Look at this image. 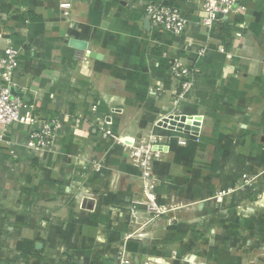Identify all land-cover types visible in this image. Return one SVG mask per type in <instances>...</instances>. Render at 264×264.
<instances>
[{
	"label": "crops",
	"instance_id": "1",
	"mask_svg": "<svg viewBox=\"0 0 264 264\" xmlns=\"http://www.w3.org/2000/svg\"><path fill=\"white\" fill-rule=\"evenodd\" d=\"M147 3L179 9L183 33L146 27ZM200 3L0 0V50L18 49L25 97L0 146V264H115L122 250L131 264H264V0L211 28ZM175 58L199 72L174 106ZM33 117L58 118L50 148L28 147ZM149 129L170 138L153 165L161 201L188 202L129 238L138 171L123 146Z\"/></svg>",
	"mask_w": 264,
	"mask_h": 264
},
{
	"label": "built area",
	"instance_id": "2",
	"mask_svg": "<svg viewBox=\"0 0 264 264\" xmlns=\"http://www.w3.org/2000/svg\"><path fill=\"white\" fill-rule=\"evenodd\" d=\"M241 2L242 0H201V25L211 28L216 19V14L223 17L231 12H239ZM65 6L63 5V8ZM144 15L154 29L167 31L172 35H181L187 26L182 12L173 6L147 3ZM234 34L239 36V32H234ZM199 55L202 56L203 51ZM76 57L79 59L80 55H76ZM18 64V49L8 46L0 50V78L5 81L4 84L0 85V146L3 147L11 144V140L7 139V134L12 126L21 121V114L25 105L22 97L11 93V88L19 89L12 80L13 75L17 72ZM170 70L177 83L176 94L171 99L172 105L175 106L187 98L199 69L197 66H187L181 59L175 58L170 63ZM30 124L28 147L35 151L50 148L57 132L58 118L41 119L33 117ZM164 142H166L164 135L149 129L139 142L124 144L123 146V151L129 161L138 171V195L129 206L127 221L136 229L133 233L128 234L129 238L143 237L145 228L155 226L163 215L173 211L178 205L177 201L172 199L167 203L161 201L163 195L158 194L159 183L153 177V165L160 159V146L158 144ZM178 143L184 144L185 142L180 139ZM91 163L92 167H99V163L95 159H91ZM256 178L254 176L247 177L243 183L251 184ZM243 183L242 181L239 183V188H242ZM180 203L182 202L180 201ZM174 219L171 215L168 221L172 222ZM115 264H131V259L122 250L118 253Z\"/></svg>",
	"mask_w": 264,
	"mask_h": 264
},
{
	"label": "water",
	"instance_id": "3",
	"mask_svg": "<svg viewBox=\"0 0 264 264\" xmlns=\"http://www.w3.org/2000/svg\"><path fill=\"white\" fill-rule=\"evenodd\" d=\"M216 17H219V14H216ZM143 20H144V24L146 25V27H149L148 19L147 18H143ZM69 46H71L73 48H76V49H80V50H85V49L89 48L86 42L80 41V40L74 39V38H71L69 40ZM91 54L94 55V53H91ZM11 93H13L15 95H18V96L22 97L25 100L24 94L21 91L11 88ZM93 202H94L93 199L85 198L82 201V206L84 208L90 209L91 206L93 205Z\"/></svg>",
	"mask_w": 264,
	"mask_h": 264
},
{
	"label": "rangeland",
	"instance_id": "4",
	"mask_svg": "<svg viewBox=\"0 0 264 264\" xmlns=\"http://www.w3.org/2000/svg\"><path fill=\"white\" fill-rule=\"evenodd\" d=\"M165 140H166V142H169V140H170V138L168 137V136H165ZM163 157H164V152H163V150H161V148H160V159H159V161H161V160H163ZM153 177H154V179L156 180V182H158V183H160V180L158 179V178H156L155 176H154V174H153ZM158 190V189H157ZM158 194H161V195H164V193H160V191L158 190ZM168 198H169V200H176L177 202V204L179 205L180 204V201H178L177 199V197H175V196H173V195H171V196H168ZM181 202H182V204L184 205L185 204V202H188V201H185V200H182L181 199ZM188 204V203H187ZM176 208H177V206H176ZM175 208V209H176ZM163 216H166V214L165 215H163ZM162 216V217H163ZM161 217V218H162ZM177 219V218H176Z\"/></svg>",
	"mask_w": 264,
	"mask_h": 264
},
{
	"label": "trees",
	"instance_id": "5",
	"mask_svg": "<svg viewBox=\"0 0 264 264\" xmlns=\"http://www.w3.org/2000/svg\"><path fill=\"white\" fill-rule=\"evenodd\" d=\"M25 103V102H24Z\"/></svg>",
	"mask_w": 264,
	"mask_h": 264
}]
</instances>
